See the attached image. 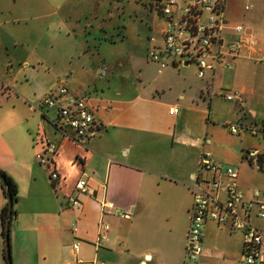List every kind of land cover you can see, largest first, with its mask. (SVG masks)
I'll list each match as a JSON object with an SVG mask.
<instances>
[{"label":"crops","instance_id":"obj_1","mask_svg":"<svg viewBox=\"0 0 264 264\" xmlns=\"http://www.w3.org/2000/svg\"><path fill=\"white\" fill-rule=\"evenodd\" d=\"M113 1L104 6L100 0H0V170L17 188L10 222L12 264H184L193 204L190 185L200 174L203 153L222 168L238 170L247 198L264 189V167L242 155L247 148H264V141L247 131H229L226 124L239 116L236 103L223 95L240 91L254 113L245 121L264 127V8L251 12V26H244L258 41L257 49H242L232 68L220 66L214 77H189L190 63L162 68L150 61L149 41L146 76L132 78L126 77L124 59L100 52L106 45L126 50L130 44L126 2L114 8ZM138 1L146 15L155 14L145 0ZM134 13L141 20L142 13ZM149 29L148 40L158 35L152 25ZM226 37L229 41L233 35ZM59 87L87 97L93 136L69 138L55 126L58 108L42 101ZM215 99L226 110L214 108ZM172 107L177 112L171 113ZM215 123L229 131L227 142L218 138ZM48 142L57 145L53 166L36 158ZM80 179L87 182L84 193L76 189ZM70 196L82 206L70 204ZM6 204L0 179V264H6ZM119 210L130 213L126 222L114 217ZM107 219V239L99 243ZM213 223L219 234H233ZM208 235L204 224L200 264H228L231 246H207ZM241 246L240 233V264Z\"/></svg>","mask_w":264,"mask_h":264},{"label":"built area","instance_id":"obj_2","mask_svg":"<svg viewBox=\"0 0 264 264\" xmlns=\"http://www.w3.org/2000/svg\"><path fill=\"white\" fill-rule=\"evenodd\" d=\"M147 7L162 19L158 35L149 37L152 43L147 51L150 61L162 68L169 64H194L199 78L214 77L220 66L232 68L242 49L255 50L258 41L245 33L241 24L231 25L226 21L227 0H145ZM233 38L228 41L226 35ZM264 56V51H263ZM105 75V69L101 72ZM214 93L213 89L211 95ZM228 101H234L239 118L227 123L229 131L239 134L241 130L264 141V127L246 122L254 113L240 91L223 93ZM47 107H57L59 119L55 126L67 137L89 138L95 134L94 116L86 96L70 94L66 87L50 92L42 101ZM177 112L176 107L170 108ZM57 145L48 142L46 148L36 155L40 164L54 165ZM242 155L258 167H264V148L251 147ZM239 173L233 166L221 167L210 153H203L200 159V174L190 185L193 204L190 209V225L185 241L184 264H200L203 253L204 224L211 220L216 224L242 234V264H264V189L257 191L253 198H247L239 185ZM51 178L59 175L52 171ZM76 189L86 192L87 182L80 179ZM68 201L76 208L82 206L74 196ZM108 206V205H104ZM122 218H129V212H120ZM110 226L102 223L98 242L107 239ZM73 231L77 227L73 226ZM78 249L79 241L74 244ZM82 262V260H78ZM93 264H106L93 262Z\"/></svg>","mask_w":264,"mask_h":264},{"label":"rangeland","instance_id":"obj_3","mask_svg":"<svg viewBox=\"0 0 264 264\" xmlns=\"http://www.w3.org/2000/svg\"><path fill=\"white\" fill-rule=\"evenodd\" d=\"M104 2V6L109 5L110 0H100V2ZM126 2V27L130 33V41L129 46L126 45V50L123 47L116 46L111 48L110 46L106 45L103 49L100 50L102 54H104L107 58H119L121 60L126 61V77H145L146 76V68H145V49L147 46L148 34L150 31L149 25L154 27V31H159L162 26V19L161 17H155L153 14L146 15V11L144 8H141L140 2L138 0H123L122 2L114 0L115 7L118 3L122 4ZM103 7V5H101ZM250 7V8H249ZM264 8V0H228L227 4V11H226V19L227 21L235 24H241L243 26H251L249 22V17L251 12H258L262 11ZM134 10L137 12L142 13V18L140 20V15L136 17L134 14ZM134 17V18H133ZM253 33L255 34L254 30ZM153 34V31L152 33ZM159 36V35H156ZM258 35H256L257 37ZM151 43V42H150ZM152 44V43H151ZM111 48V49H110ZM126 54V55H125ZM144 60V61H143ZM140 64V65H139ZM184 73V71L182 72ZM155 72H153V75ZM187 74L189 77H197L196 76V66L194 64L189 65L187 69ZM214 108H218L220 111L226 110L224 108V104L217 99L214 100ZM220 127V131L218 130V138L221 139V142H227L228 139L231 137L229 136V131L224 127L223 123H215ZM213 149L212 147H209ZM114 217L116 219H121L120 221L126 222L123 218H120L118 213L123 211H116ZM146 215V214H142ZM134 218V216L132 217ZM136 218V217H135ZM139 219V218H136ZM143 222H147L145 217L140 218ZM139 219V220H140ZM109 226H111L110 220H106ZM208 228L209 235L206 239L207 246H215L216 248H221L224 243H228L231 246L233 257L227 258L229 260L228 264H240V253L238 249L239 239H240V232H233V234L228 235L226 233H218L217 227L211 220L205 222ZM217 244V245H215ZM233 247V248H232ZM224 264V263H222Z\"/></svg>","mask_w":264,"mask_h":264},{"label":"water","instance_id":"obj_4","mask_svg":"<svg viewBox=\"0 0 264 264\" xmlns=\"http://www.w3.org/2000/svg\"><path fill=\"white\" fill-rule=\"evenodd\" d=\"M0 179L2 180L6 188V191H7V208H8L7 217H6L5 226H4V232H5L4 252H5L6 259H7L6 264H12L11 253H10V218L9 216L11 215L12 208H13V199H12V195L8 193L9 184L6 181V178L1 171H0Z\"/></svg>","mask_w":264,"mask_h":264},{"label":"trees","instance_id":"obj_5","mask_svg":"<svg viewBox=\"0 0 264 264\" xmlns=\"http://www.w3.org/2000/svg\"><path fill=\"white\" fill-rule=\"evenodd\" d=\"M1 172L3 173V175L6 178V181L9 184L8 193H10L12 195V199H13V208H12L11 215L9 216L10 222H11L12 219H13V217H14V214H15L14 204H15L16 199H17V197H16V195H17V188H16V185L13 182V180L4 171H1ZM7 211H8V208H7V204H6L3 207V209H2V234H3V237H5L4 226H5V220H6V217H7ZM4 259H5V262H6L7 259H6V256H5V252H4Z\"/></svg>","mask_w":264,"mask_h":264}]
</instances>
